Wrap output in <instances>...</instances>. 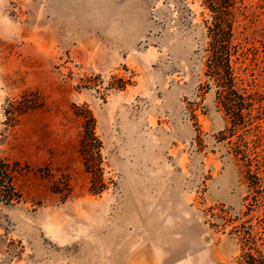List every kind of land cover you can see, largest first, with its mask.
Masks as SVG:
<instances>
[{
  "label": "rangeland",
  "instance_id": "374dc122",
  "mask_svg": "<svg viewBox=\"0 0 264 264\" xmlns=\"http://www.w3.org/2000/svg\"><path fill=\"white\" fill-rule=\"evenodd\" d=\"M237 1L253 106L233 129L206 74L202 0H0V158L22 195L0 201V264L264 254V0ZM88 114L100 193L79 153Z\"/></svg>",
  "mask_w": 264,
  "mask_h": 264
},
{
  "label": "trees",
  "instance_id": "16d2710c",
  "mask_svg": "<svg viewBox=\"0 0 264 264\" xmlns=\"http://www.w3.org/2000/svg\"><path fill=\"white\" fill-rule=\"evenodd\" d=\"M203 5L210 11V21L207 24L206 74L216 85V98L225 114L232 122L235 129L240 124H245L246 117L250 116L253 99L240 87L235 62L238 59L239 44L235 42L233 25L237 0H202ZM33 108V106H25ZM26 108H13V113H21ZM83 126V133L79 144V153L83 159L86 172L90 174V191L100 193L105 184L102 178L101 142L94 132V118L88 114ZM245 157V156H243ZM250 162V161H248ZM16 162L9 163L0 158V201L11 204L19 202L22 195L14 183L15 174L18 172ZM252 187L261 186V180L254 176ZM57 192V191H53ZM59 193V192H58ZM247 244V243H246ZM242 264H264V254L245 252L242 255Z\"/></svg>",
  "mask_w": 264,
  "mask_h": 264
},
{
  "label": "built area",
  "instance_id": "2783aa9c",
  "mask_svg": "<svg viewBox=\"0 0 264 264\" xmlns=\"http://www.w3.org/2000/svg\"><path fill=\"white\" fill-rule=\"evenodd\" d=\"M78 66L80 65L78 61L75 62Z\"/></svg>",
  "mask_w": 264,
  "mask_h": 264
}]
</instances>
